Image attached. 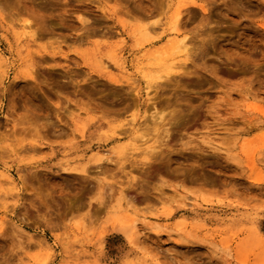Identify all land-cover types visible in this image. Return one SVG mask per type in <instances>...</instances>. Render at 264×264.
I'll list each match as a JSON object with an SVG mask.
<instances>
[{"label":"rangeland","instance_id":"rangeland-1","mask_svg":"<svg viewBox=\"0 0 264 264\" xmlns=\"http://www.w3.org/2000/svg\"><path fill=\"white\" fill-rule=\"evenodd\" d=\"M0 179V264H264V0H0Z\"/></svg>","mask_w":264,"mask_h":264},{"label":"bare ground","instance_id":"bare-ground-1","mask_svg":"<svg viewBox=\"0 0 264 264\" xmlns=\"http://www.w3.org/2000/svg\"><path fill=\"white\" fill-rule=\"evenodd\" d=\"M185 9V8H184ZM181 16V11L180 10H177L173 15H172V17H171V20H170V25H169V31H171V32H175V31H178L177 30V24L179 23L178 21V19H179V17ZM23 28V27H22ZM149 28H151V27H146V26H143V27H141V28H139L138 29V31H137V33H139V36L142 38L140 41L139 40H136L135 41V44H139L140 42H143V41H147L148 40V38L150 37L149 36V31L148 30H150ZM153 30H155L154 29V27L152 28ZM24 30V29H23ZM137 30V29H136ZM151 31V30H150ZM23 32V31H22ZM153 32H155V31H153ZM135 33V32H134ZM152 33V32H151ZM136 36V35H135ZM185 37V36H184ZM184 37L183 36H181V37H177V36H175V35H173V36H171V38H169V41L168 42H170L171 43V50H170V52H173V54H179V53H181V52H183L185 49H186V47H185V43L186 42H184L185 41V39H184ZM121 43H122V41H121ZM147 43V42H146ZM186 51V50H185ZM115 52V51H114ZM163 54H165V50L163 49L162 50V52L160 53L159 52V55H163ZM172 54V53H171ZM157 55V54H156ZM108 57H109V59H111V60H113L115 63H117V59L115 58V56L113 55V54H108ZM157 59V58H156ZM163 59V58H162ZM173 62V61H172ZM172 62H171V64H172ZM180 65H181V63H179ZM169 66H171L170 64H168ZM178 65V64H177ZM174 66V65H173ZM179 66V65H178ZM177 67V66H176ZM152 75H154V74H152ZM153 78H161V76L160 75H158V76H155V77H153ZM151 79V78H150ZM157 80V79H156ZM118 148L119 147H117V148H115L116 150H118ZM104 154H105V152L104 151H100L99 149H96V150H94L93 152H92V154L90 155V160H92V161H94V162H97V164H98V161H100L102 158H104ZM78 159L79 158H81L82 157V155L81 154H79V155H77L76 156ZM59 164V168L60 169H63V170H66V169H69V168H71L70 166H67L64 162H59L58 163ZM76 170H85V167H84V165L83 164H78V166H75L74 167ZM74 173H76V172H74ZM1 175L2 176H4V177H7L6 175H5V171H1ZM1 180V179H0ZM7 181V180H6ZM188 203L187 202H185L183 205L184 206H188L187 205ZM192 206H195L194 208H198V206L195 204V203H192ZM155 226V225H154ZM158 227V226H157ZM156 227V228H157ZM177 228V227H176ZM158 229V228H157ZM156 229H154V231H155ZM178 229H176L175 231H177ZM257 231H262V227H259V228H257ZM173 232V234H174V230L172 231ZM171 232V233H172ZM124 233H125V236H126V238L130 241V236H129V232L127 231V230H125L124 229ZM180 233V232H179ZM157 234H159V233H157ZM177 236H180V234H178ZM176 239V238H175Z\"/></svg>","mask_w":264,"mask_h":264}]
</instances>
